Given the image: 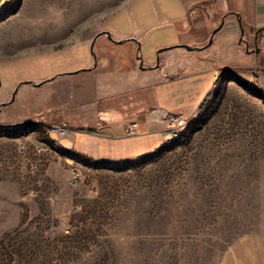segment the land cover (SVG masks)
I'll return each instance as SVG.
<instances>
[{
    "label": "rangeland",
    "instance_id": "374dc122",
    "mask_svg": "<svg viewBox=\"0 0 264 264\" xmlns=\"http://www.w3.org/2000/svg\"><path fill=\"white\" fill-rule=\"evenodd\" d=\"M132 1L0 0V59L54 19L86 34ZM20 66L4 78L36 72ZM250 67L224 68L178 138L132 160L59 145L54 113L12 120L1 108L0 264H264V250L244 249L264 239V73Z\"/></svg>",
    "mask_w": 264,
    "mask_h": 264
},
{
    "label": "crops",
    "instance_id": "0c3cea01",
    "mask_svg": "<svg viewBox=\"0 0 264 264\" xmlns=\"http://www.w3.org/2000/svg\"><path fill=\"white\" fill-rule=\"evenodd\" d=\"M54 21L27 52L0 59V110L12 120L66 119L73 133L65 148L99 161L159 149L164 135L151 112L197 108L224 68L264 73V0H133L86 34ZM24 61L36 71L30 78H4ZM11 157L2 167L13 172ZM261 240L244 249L263 251Z\"/></svg>",
    "mask_w": 264,
    "mask_h": 264
},
{
    "label": "built area",
    "instance_id": "2783aa9c",
    "mask_svg": "<svg viewBox=\"0 0 264 264\" xmlns=\"http://www.w3.org/2000/svg\"><path fill=\"white\" fill-rule=\"evenodd\" d=\"M150 116L153 124L157 122L162 126L161 128L164 135V143H166L169 138H173V135L180 132L183 122L187 119L183 112H167L161 109L151 112ZM48 127L51 129V132L56 134L58 137L56 139L58 143H61V139L70 137L73 133L72 125L66 119L52 123L48 125ZM23 150H25V148H23ZM35 152L42 154L44 152V147L37 146Z\"/></svg>",
    "mask_w": 264,
    "mask_h": 264
},
{
    "label": "bare ground",
    "instance_id": "6f19581e",
    "mask_svg": "<svg viewBox=\"0 0 264 264\" xmlns=\"http://www.w3.org/2000/svg\"><path fill=\"white\" fill-rule=\"evenodd\" d=\"M184 124H185V122H183L182 126H183ZM50 130H51V129H50ZM178 136H179V133H176L175 135H173V138H169L168 141H173V140H175L176 138H178ZM55 142L58 143V141H56V140H55ZM58 144L61 145V146H63L61 143H58ZM58 144H57V145H58ZM59 145H58V146H59Z\"/></svg>",
    "mask_w": 264,
    "mask_h": 264
},
{
    "label": "water",
    "instance_id": "95a60500",
    "mask_svg": "<svg viewBox=\"0 0 264 264\" xmlns=\"http://www.w3.org/2000/svg\"><path fill=\"white\" fill-rule=\"evenodd\" d=\"M216 32V31H214ZM185 47H187L188 49H192V47H190L189 45H185ZM257 51H259V48L256 49ZM0 85H1V82H0Z\"/></svg>",
    "mask_w": 264,
    "mask_h": 264
}]
</instances>
